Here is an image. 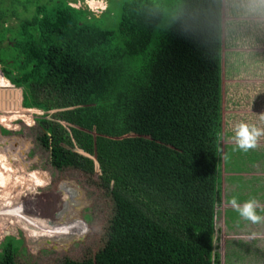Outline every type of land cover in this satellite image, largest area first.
I'll use <instances>...</instances> for the list:
<instances>
[{
  "label": "trees",
  "instance_id": "1",
  "mask_svg": "<svg viewBox=\"0 0 264 264\" xmlns=\"http://www.w3.org/2000/svg\"><path fill=\"white\" fill-rule=\"evenodd\" d=\"M69 1L48 0L21 19L18 2L0 0V85L21 89L23 108L46 112L38 142L52 145L59 164L63 144L86 153H66L83 165L63 185L67 233L48 230L60 216L42 225L48 211L33 197V239L58 236L51 252L62 254L60 244L86 238L97 226L79 213L105 188L117 211L104 247L93 263L60 264H218L222 0H108L99 16ZM106 16L113 29L101 25ZM23 160L20 145L0 147L2 169L32 173V185L47 181ZM19 245L6 239L0 264H18Z\"/></svg>",
  "mask_w": 264,
  "mask_h": 264
},
{
  "label": "rangeland",
  "instance_id": "2",
  "mask_svg": "<svg viewBox=\"0 0 264 264\" xmlns=\"http://www.w3.org/2000/svg\"><path fill=\"white\" fill-rule=\"evenodd\" d=\"M72 1H69L71 7L87 9L95 16L106 10L108 4V0ZM39 2L47 3L48 0ZM33 5L31 2L25 9L17 3L15 8L19 17L30 18ZM101 21V25L109 29H113L117 23L109 16ZM16 23L12 21L10 25ZM221 29V198L215 208L214 248L218 264H264V222L253 224L244 220L229 204L234 196L241 205L255 198L258 201L257 213L264 216V136L258 138L256 148L247 152L239 150L234 139L236 125L240 122L264 129V0H222ZM12 89L0 85L1 93H10L0 96V116H3L0 117V126L9 125L17 132L7 137L1 135L0 147L16 151L20 145L25 171L36 170L47 181L32 185V173L20 179L0 167V250L6 239H14L20 241L18 264H60L64 260L82 261L87 258L93 263L94 256L106 243L108 221L115 219L116 203L107 194L108 190L98 189L99 195L93 209L88 210L86 215H83V211L79 213V216L94 222L96 229L88 232L82 240L60 244L62 254L57 249L51 252L57 243L55 239L62 236L61 233H67L72 221V216L70 218L68 214L62 217L68 210L63 201L70 198L68 193L64 196L63 188L69 184L71 177L78 176L76 172L83 166L80 160L70 161L68 156L86 153L63 144L66 153L70 154L67 156L65 153L63 156L66 157L59 164L57 157L53 156L52 145L46 149L39 144L37 139L42 136L43 130L38 128L37 121L33 120L35 125L27 127L23 124L22 121L33 111L29 110V113L21 108V90ZM87 155L93 165L99 167L94 155ZM225 155L228 156L227 160ZM95 166L93 177L98 182L100 174L96 175ZM33 197L38 200L39 210L48 211L47 215H40L42 225H45V221L56 222V216L62 217L60 223L48 229L58 236L44 235L42 240L33 239ZM94 197L90 196L93 200ZM8 204L11 214L16 210V216H12L10 223L7 221ZM41 248L44 251L40 252Z\"/></svg>",
  "mask_w": 264,
  "mask_h": 264
},
{
  "label": "clouds",
  "instance_id": "3",
  "mask_svg": "<svg viewBox=\"0 0 264 264\" xmlns=\"http://www.w3.org/2000/svg\"><path fill=\"white\" fill-rule=\"evenodd\" d=\"M11 86L14 89V86L13 85H11ZM21 108H23V107L21 106ZM23 110H25V108H23ZM27 110H28V112H29V110L31 112L32 111L33 112L32 113L29 112L31 114H28V117H26L22 121L23 124L26 127L30 126L32 124L35 125L34 121L36 120L37 121L36 123H38V128L42 129L40 127V122L42 119L45 118L46 112L41 110V109H36V108H30ZM12 121H9L8 123H10V122L12 123ZM3 131L8 132V134H2ZM16 132H17L16 128H11L9 125L1 124V126H0V136L2 135L3 137H7V136H11V135L15 134ZM42 133H43L42 134V136H43L45 134V131H43ZM42 136H40V137H42ZM261 136H264V129L257 128L254 125L250 126L249 124L244 123V122H240L239 124L236 125L234 139H235L237 148L241 151L247 152L251 149L256 148L257 147V140ZM37 140H39V138ZM219 156H220V153H219ZM224 158H225V160H227L228 156L225 155ZM229 204L239 213L240 217H242L244 220L250 221L253 224L264 222V216H261L257 213L258 201L255 198H250L241 205L238 203L237 198L234 196L229 200ZM213 219L215 221V215H214ZM214 238H215V236L213 234V245H214ZM72 261H75V260H72Z\"/></svg>",
  "mask_w": 264,
  "mask_h": 264
},
{
  "label": "crops",
  "instance_id": "4",
  "mask_svg": "<svg viewBox=\"0 0 264 264\" xmlns=\"http://www.w3.org/2000/svg\"><path fill=\"white\" fill-rule=\"evenodd\" d=\"M14 1H16V2H18V3H20V5H23L24 7H25V9L27 8V5L29 4V3H33L34 5H33V7H32V9H31V11H32V15L36 12V10L39 8V7H41V6H43V5H45L46 3H40L39 2V0H24L23 2H19L18 0H14ZM15 7V6H14ZM75 9H78V8H75ZM17 15H19V14H17ZM11 26H13V25H11ZM0 72L2 73V71H1V65H0ZM3 75V74H2ZM6 79V78H5ZM8 81V80H7ZM9 82V81H8ZM10 83V82H9ZM11 84V83H10ZM15 89H17V90H21V89H19V88H16V87H14ZM13 90V89H12ZM20 99H21V101L23 100V96H22V90H21V96H20ZM21 104H22V102H21Z\"/></svg>",
  "mask_w": 264,
  "mask_h": 264
},
{
  "label": "water",
  "instance_id": "5",
  "mask_svg": "<svg viewBox=\"0 0 264 264\" xmlns=\"http://www.w3.org/2000/svg\"><path fill=\"white\" fill-rule=\"evenodd\" d=\"M0 76H2V73L0 72ZM3 77V76H2Z\"/></svg>",
  "mask_w": 264,
  "mask_h": 264
}]
</instances>
